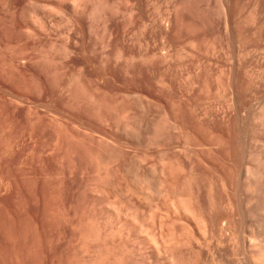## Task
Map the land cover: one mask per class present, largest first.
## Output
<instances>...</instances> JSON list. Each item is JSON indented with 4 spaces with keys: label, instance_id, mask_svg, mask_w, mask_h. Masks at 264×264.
<instances>
[{
    "label": "rangeland",
    "instance_id": "rangeland-1",
    "mask_svg": "<svg viewBox=\"0 0 264 264\" xmlns=\"http://www.w3.org/2000/svg\"><path fill=\"white\" fill-rule=\"evenodd\" d=\"M39 1L43 3V0ZM111 1L113 3L118 2L117 4L119 5L122 4L121 8H125L122 11H124V15L126 13V18L124 15L118 19L116 18L111 27V29L114 30V32L112 31L114 35L112 34V37L110 39L107 38L106 40V45L110 44L112 46L110 49L111 46L107 45L109 47H107V49H110L109 51L112 55L110 66V62L108 65H105V62L101 59L100 48L102 46L100 41L96 44L100 43L99 45L101 47L89 43L86 36L81 32L82 35L77 32L71 39H64L66 38L64 33L66 25L64 26L63 22V27L61 26L62 23L58 24V22L60 23V21L56 19L58 13L54 11L59 8L53 10V15L52 10H50L51 13H49L50 17L48 20L50 21L51 19L50 25H52V30L49 35V30H44V32L43 30H38L40 29L36 28L38 26L31 25L26 19H24V13L27 9V0H0V264H94L95 260H92L91 256L94 253H91V251H93L95 247L102 248L104 249L103 251H105L106 246H104L103 243L98 244L96 242H90L89 238H85V236L87 237L92 229L94 230L95 228L96 230L98 227L100 228V226L104 227V229L107 227L108 229L113 227L117 221L109 218L105 210L107 205H111V202H116L118 204L121 201H124L123 204H125L128 198L130 199L134 197L131 193L127 194L125 191L126 189L124 190V187H127L128 183L133 188L141 187L139 186L140 184L137 185L136 181H138L137 179H139V177L136 179V172H133V170L131 172L127 169V174H125L123 173L125 172V169L124 171L121 170L123 169V166L121 167L120 165H123V163L134 165L137 161H140L137 163L141 164L143 168L145 167L144 169L148 175V178H146L149 179L148 184H146L147 182H144L146 185H143V188L145 187L144 189L146 191L149 188L150 192L149 190L147 192L154 194L153 191L155 192L156 188L154 182L156 181V178H158V175H155V171L153 172L154 176L149 172L155 170L157 165H159V153L170 152L169 149H172L174 138L170 141L172 137L170 138L169 133H167V137L165 130L163 131L165 136L163 138V134L161 133L162 136L159 138H163V140L159 139L158 142L160 145L157 143V146L153 141L155 137H152L155 136V132L158 130V127H160L159 125L167 126V122L169 124L170 119V121H174V123L176 122L180 129L182 128L184 131H187L188 129V133L190 130V134L192 133V140H195V142L191 140L193 143L204 144L205 147L207 146L204 156L202 153V156L200 155L198 157L201 161H206L201 162L199 161L200 159H196L197 162L195 164L197 165L195 166L198 168L196 169L199 172H202H200L202 177H205L203 179L206 182V186L212 179L215 180L213 181L214 183L218 182V185H216L220 190L217 189L218 191L216 190L215 192V194L218 192L215 195L217 196L215 197L217 198L215 201L218 200L219 202L217 203L219 204L214 206V208H217L213 212L215 216L219 217L226 215V210L222 204L225 202L224 200H226V192H223L226 187L224 186L223 188L222 184L227 181L224 185L227 184V189L228 187L230 189L235 180L234 175L236 176L238 169L236 167L239 166L238 161L240 160V147L245 136H243V134H246L247 132L246 121L245 119L243 120L244 111H253V102L258 99L259 96L264 97V51L262 54V50H264V0H222L223 3L225 2L223 5L227 8L226 12L230 13H228V18L230 19L229 31L227 30L228 35L224 25L223 14V17L221 16L223 19L220 15L218 16L220 12H215L213 14L215 16L214 19L211 18L212 16H209L208 19L198 21L199 17L195 15L192 16L193 13L191 11L189 12V10L187 11L188 13L182 9L181 11L178 9L177 11L173 7L174 4L172 5L174 0L173 2L170 0L172 2H170V4L167 3L169 0H167V2L165 0H157L158 2L152 0L150 3H147L145 0L141 1L139 6L140 9H138V24L139 30L141 31L139 32V39L143 38L142 40H139L143 44H141V55H143V57L141 56L142 58L139 61L137 71L130 61L129 64L131 65L125 64L128 63L127 60H124V62L122 61L124 64H115L114 62V57L118 54L117 52H122V50H124V52L126 51L125 56L128 57L133 51V45H130L131 42L129 40V37L133 32L132 29L134 28V25L131 24L133 20L130 22L133 16L131 17L132 14L129 15L133 8V5L131 4L132 2L129 0ZM167 5L169 7L171 5V9ZM173 8L175 12L173 11ZM178 12L181 13L179 14ZM149 13L152 14L150 15ZM164 17L167 18L163 20ZM194 17L195 19H193ZM176 18H178L179 21L176 20ZM251 18L253 19L251 20ZM122 19L124 20L122 21ZM154 19L156 20L154 21ZM217 19L220 20L218 21ZM247 19L248 21H246ZM221 20H223V22ZM240 20L241 22H239ZM170 21L172 22L170 23ZM157 23L159 24L157 25ZM129 25L133 27H130ZM124 26L126 29L128 28V32ZM144 26L147 28L145 29ZM29 29H31V32L32 30L36 32L33 35L30 34L34 39L30 38L31 36L28 32ZM123 30L125 31L123 32ZM194 34L196 36H193ZM191 40L194 41V46H191ZM197 41H199V43ZM215 41H217V44ZM238 41L241 42L238 44ZM66 44L69 45L70 50L68 52H62L66 50L65 48L63 49V47H68ZM212 45L214 47H212ZM198 46L199 48L196 49ZM209 47H212L211 50ZM184 49L187 53L189 50H192L189 51V54L193 53V55H191L193 57H188L189 54L187 55V53H184ZM217 51L218 53H216ZM202 52L204 53L203 56ZM70 53H72V55ZM214 53L216 54L213 56ZM56 54L57 57L55 59ZM179 54H181V56H179ZM65 55L67 56L68 61L66 60ZM43 56L46 58H43ZM47 56H50V59H48ZM186 56L188 61L186 60ZM195 56L196 58H194ZM173 57L174 60L172 61ZM182 57L185 58V60ZM231 57H233V59ZM245 58H247L246 61H244ZM43 59L47 61L45 62ZM154 60L155 62L153 64ZM60 61L63 63L62 65H58L61 63ZM183 61L187 62L182 64L184 63ZM189 61L191 62L189 63ZM174 62L175 64H173ZM211 63H213V65ZM25 64L26 66H24ZM105 66L108 67L105 68ZM200 66H202V68L205 67V69H201L203 73L200 71ZM217 66L219 67L217 68ZM59 68L61 69L59 70ZM82 68L84 69V72ZM133 68L134 70H132ZM64 69H67L68 71L65 70L64 72ZM226 69H228V72ZM257 69L259 71H257ZM187 71H190V73ZM198 71H200V74ZM261 71L263 75L261 74ZM177 73L178 75H176ZM204 73H206V75ZM223 73H225V75ZM197 75H199V78ZM190 76L191 78L195 77L193 78L194 82L197 81V85L199 84L198 86H200H195V92H190V95L192 94V96H190L188 92V81H190ZM75 77L83 79L80 82L79 79L77 81V78L75 79ZM72 78L80 84L73 80L72 82L75 84L77 83L78 86H76L77 84L75 85L71 83L74 87L69 85L71 86L69 89L66 87V84H69ZM86 78H88V80ZM216 78H218V80H216ZM259 79H263V81H260ZM219 80H223V82H220ZM83 81L85 82L83 83ZM229 82L231 83V86ZM81 83L84 84L83 87L81 86ZM185 83H187V85H185ZM219 83L220 86H218ZM86 84L89 88H87ZM99 87L101 88L98 91ZM210 87L212 88L211 91L209 90ZM257 87L260 88L258 89ZM82 88H84V90H82ZM226 88L232 89L234 94L237 95V102L239 105V108H237L240 111L237 112L236 118L234 112H229L224 116L225 119L221 113L216 116H213L211 113L210 115L199 119L197 116L198 110L195 112L194 109H192L196 105V101H199L200 99H211L209 103L210 105H208L211 107L213 104L212 108L214 109V107H216L215 104L220 102L219 94L220 96L223 95V93L227 91ZM85 89L89 91L87 92ZM220 91L222 94L216 93ZM136 93L140 96L139 98L142 97L139 101L143 100L142 102L146 103L143 104L145 107L150 105L148 106V108L150 107L148 109L149 112L147 109L146 112L144 111L146 115H144V112L140 110V108H135L138 109V111L134 108V110L132 109L129 111H126L125 108L122 110L124 102L131 100V97H129L130 94ZM207 93H211V95ZM259 93L260 95H258ZM92 95H94L93 97H96L95 100L92 98ZM216 95L218 99L216 98ZM214 98L215 100H218V102H213ZM250 98L252 99L250 100ZM91 99L94 100V103L91 102L92 104L90 103ZM133 100L134 99L132 98L131 102H128L129 104H126L125 102L126 107H128ZM98 102H101L102 104L99 105ZM95 104L96 106H94ZM89 105L91 106L89 107ZM97 105L99 106L97 107ZM110 106L117 111L110 110ZM107 107H109L108 110L110 112L106 109ZM173 108L176 109L174 110ZM141 111L143 113H141ZM117 112L120 113L118 114ZM164 116L165 120L163 119ZM152 117L155 118L153 119ZM143 118L144 120L142 122L145 125L146 123L148 125L149 122L148 126H154L149 135L150 137L151 134L154 133L152 134L153 136L150 137V141H153H149L151 145L149 143V145L146 144L147 141L144 142L135 138V135V137H133L135 140H132V135H130L132 139L130 137L126 139V136L129 135L122 133L124 132L122 126L123 124L125 125L127 121H132L133 123L134 121L140 120V123H142L141 119ZM143 123L141 126H144ZM127 124L131 125V123L128 122ZM136 124L137 123L134 125ZM120 134H123L124 136ZM165 137H167V139L169 138V140L165 139ZM101 138L104 140L101 141ZM113 141L115 143H113ZM140 141L143 144L140 143ZM167 141H169L170 143H168L171 145H169ZM108 142L116 144L119 148L116 145L115 147L119 152L120 150L122 151L123 148L125 152H121L125 154L122 157L123 159L120 158L122 155L118 157V160H113V158L112 161H110L108 159L107 156L109 153H107V151L112 152L110 150L115 148L112 143ZM109 144L111 146L110 148ZM210 146L212 150L208 148ZM107 147L109 149H107ZM163 149L164 152H162ZM210 150L211 152H209ZM114 151L116 150L114 149ZM166 160L167 159H165V161ZM107 161H109V163ZM115 162L116 164L114 165ZM127 162L133 163L129 164ZM99 170H101V172H99ZM130 172L135 173L134 175L132 174L133 177ZM208 177H210V180ZM146 178L145 180H147ZM134 179H136V183L134 182ZM129 180H131V183ZM141 180L139 179V181ZM134 184H136V186ZM147 185H150V187ZM99 186L103 189L101 190ZM96 187L99 188L97 189ZM129 195L131 196L129 197ZM125 197L127 199H125ZM108 198H110V200ZM132 203L134 205V202ZM132 203L125 204L126 207L129 206V209H125V214L127 215L128 213V219L131 217L132 220H129L132 224L130 221L126 222L123 225L125 230L122 226V235H124V237L126 236L125 239L129 237L128 239L130 241H127L128 250L130 252L127 251L125 253V259H122V263L148 264L147 260H145L147 257H144L145 255H148L147 249L145 248L144 243L142 244V241L140 242V239L137 238V229L135 228L140 227L141 224L145 225V228L146 226L147 228L149 227L148 224L152 221L150 217L152 206L148 207L147 204H145L146 206L136 204L134 207ZM130 205H132L131 208ZM138 209L140 210L139 213ZM138 216L140 217L138 218ZM136 218L138 219V222L136 221ZM133 219H135V223L132 222ZM139 222L141 224H139ZM133 224H136V227ZM83 236L87 241H85ZM85 242L87 243L85 244ZM93 243L95 245L97 244V246H94ZM87 245H89V248ZM84 246L85 248H88V250H86ZM143 250H146V253ZM114 252L115 251H113V253ZM116 253L117 252H115V256ZM110 255H108V257H111V259L108 257L106 258L107 260L103 259L105 262L103 260H97L98 263L95 264H110L111 260L115 262L114 255ZM90 261L93 262L91 263Z\"/></svg>",
    "mask_w": 264,
    "mask_h": 264
},
{
    "label": "bare ground",
    "instance_id": "bare-ground-1",
    "mask_svg": "<svg viewBox=\"0 0 264 264\" xmlns=\"http://www.w3.org/2000/svg\"><path fill=\"white\" fill-rule=\"evenodd\" d=\"M131 1L130 3L133 5V8L131 9V13L129 15H131V17L133 16V18L131 19L130 22H133L131 24L134 25V28L132 29L133 32L131 34V36L129 37L130 40V45H133V51L130 55H128V57L125 56V52L124 50H122V52H117L118 54L115 55L114 57V62L115 64H121L124 62V60H127L128 63H125L127 65H131L129 64V61L132 62V65L135 66L136 71L138 70V64L139 61L141 60V58L143 57V55H141V42L139 40H142L143 38L139 39V32H141L139 30V24H138V18H139V6L141 1L143 0H129ZM147 3L152 2V0H145ZM154 1V0H153ZM157 1V0H156ZM167 2V0H165ZM173 2V0H171ZM169 0V2H167L168 4H170L171 2ZM158 2V1H157ZM171 2V3H172ZM118 2H112L111 0H43V3L40 2L39 0H27V9L24 13V19H26V21L28 23H30L31 25L34 26H38L36 28H40L38 30H49V35H50V31L52 30V25L51 24V19L50 21L48 20L50 15L49 13L50 10H52V15L54 14L53 12L56 11L58 13L57 16V20L60 21V23L58 22V24H61L62 22L64 23L65 26V35L66 38L64 39H71L77 32H81L84 36H86V38L88 39L89 43L92 44H96L98 41L101 42V46L99 45L101 48V59L103 62H105L104 64L108 65V63L112 60V55L111 52L109 51L112 46L110 44V49H107V45H106V40L107 38L110 39L112 37V34L114 32V30L111 29L112 25L114 24L116 18H120L123 14L124 9L121 8V5L117 4ZM154 3V2H153ZM225 3V2H224ZM222 2V0H174V3H172V5L174 4V8L178 11V9L181 11L185 10V12H187L189 10V12L191 11L192 16H197L199 17V20H205L208 19L209 16H212L211 18L214 19V13L215 12H222L221 14L219 13L218 16L220 15V17L223 14V18H224V25H225V29H226V33L227 30L229 28V18H228V13L226 12L227 8L223 5L224 4ZM231 3V2H230ZM250 3V2H249ZM126 4V3H125ZM26 5V4H25ZM129 5V4H128ZM127 5V6H128ZM154 5L156 6V4L154 3ZM231 5V4H230ZM126 6V7H127ZM168 6V5H167ZM151 7V6H150ZM154 7V6H153ZM157 7V6H156ZM169 7V6H168ZM231 7V6H230ZM57 10H54V9ZM129 8V7H127ZM149 8V7H148ZM171 9V5L169 7ZM173 8V11H174ZM257 8V7H255ZM155 9V7H154ZM169 9V10H170ZM54 10V11H53ZM230 10V8H229ZM128 11V10H127ZM150 11V10H149ZM155 11V10H154ZM176 11V12H177ZM252 11V10H251ZM170 12V11H169ZM167 12V13H169ZM175 12V11H174ZM256 12V11H255ZM254 12V13H255ZM155 13V12H154ZM166 13V14H167ZM179 13V12H178ZM181 13V12H180ZM179 13V14H180ZM188 13V12H187ZM253 13V12H252ZM258 13V11H257ZM150 14V13H149ZM152 14V13H151ZM150 14V15H151ZM171 14V13H170ZM169 14V15H170ZM178 14V15H179ZM230 14V13H229ZM241 14V13H240ZM251 14V12H250ZM57 15V14H55ZM172 15V14H171ZM177 15V16H178ZM217 15V14H216ZM126 16V13L124 15V17ZM167 16V15H166ZM176 16V17H177ZM181 16V15H180ZM241 16V15H240ZM250 16V15H249ZM253 16V15H252ZM251 16V17H252ZM52 17V16H51ZM130 17V16H129ZM154 17V16H153ZM152 17V19H153ZM162 17V16H161ZM179 17V16H178ZM219 17V18H220ZM221 17V18H222ZM254 17V16H253ZM259 17V16H258ZM126 18V17H125ZM128 18V17H127ZM167 18V17H166ZM165 17L163 18L166 19ZM183 18V16H182ZM222 18V19H223ZM248 18V17H247ZM195 19V17L193 18ZM239 19V18H238ZM253 18H251L252 20ZM255 19V18H254ZM257 19V18H256ZM56 20V22H57ZM121 20V19H120ZM124 19H122L123 21ZM129 20V19H128ZM151 20V18H150ZM156 19H154L155 21ZM168 20V19H167ZM176 20H178V18H176ZM181 20V19H180ZM185 20V19H183ZM216 20V19H215ZM218 20V19H217ZM220 20V19H219ZM218 20V21H219ZM161 21V20H160ZM179 21V20H178ZM207 21V20H206ZM217 21V22H218ZM223 22V20H221ZM236 21V20H235ZM248 21V19L246 20ZM50 22V23H49ZM119 22V20H118ZM125 22V21H124ZM169 22V21H168ZM172 21H170L171 23ZM197 22V21H196ZM195 22V24H196ZM241 22V20L239 21ZM238 22V23H239ZM63 23L61 24V26L63 25ZM154 23V22H153ZM184 23V22H183ZM205 23V22H203ZM216 23V22H215ZM253 23V21H252ZM258 23V22H257ZM53 24V23H52ZM128 24V23H126ZM125 24V25H126ZM146 24V23H145ZM150 24V23H149ZM148 24V25H149ZM156 24V23H154ZM159 23H157L158 25ZM163 24V22H162ZM208 24V23H207ZM164 25V24H163ZM172 25V24H171ZM201 25V24H200ZM242 25V24H241ZM251 25V24H250ZM256 25V24H255ZM60 26V25H59ZM130 26V25H129ZM206 26V25H205ZM239 26V25H238ZM263 26V25H262ZM56 27V26H54ZM63 27V26H62ZM61 27V29H62ZM127 27V26H126ZM133 27V26H130ZM154 27V26H153ZM172 27V26H171ZM183 27V26H182ZM200 27V26H199ZM249 27V26H248ZM247 27V28H248ZM125 28V26H124ZM145 28V26H144ZM147 28V27H146ZM145 28V29H146ZM157 28V27H156ZM168 28V27H167ZM207 28V27H206ZM213 28V27H212ZM57 29V28H56ZM60 29V30H61ZM126 29V28H125ZM130 29V28H129ZM150 29V28H149ZM152 29V28H151ZM154 29V28H153ZM197 29V28H196ZM200 29V28H199ZM30 30V31H29ZM29 35H33L34 30L29 29ZM128 30V28L126 29V31ZM143 30V29H142ZM168 30V29H167ZM170 30V29H169ZM201 30V29H200ZM203 30V29H202ZM205 30V29H204ZM215 30V29H214ZM213 30V31H214ZM62 31V30H61ZM113 31V32H112ZM125 30H123L124 32ZM129 31V30H128ZM127 31V32H128ZM131 31V30H130ZM144 31V30H143ZM146 31V30H145ZM162 31V30H161ZM198 31V30H197ZM229 31V30H228ZM60 32V31H59ZM155 32V31H154ZM178 32V31H177ZM192 32V31H191ZM63 33V32H62ZM80 33V35H82ZM126 33V32H125ZM168 33V32H167ZM196 33V32H194ZM200 33V31H199ZM199 33L197 32V34L199 35ZM262 33V32H261ZM42 34V33H41ZM130 34V33H129ZM128 34V35H129ZM141 34V33H140ZM143 34V33H142ZM152 34V32H151ZM166 34V33H165ZM206 34V33H205ZM30 35V36H31ZM36 35V34H35ZM52 35V34H51ZM57 35V34H56ZM64 35V34H63ZM114 35V34H113ZM144 35V34H143ZM157 35V34H156ZM163 35V34H162ZM221 35V33H220ZM228 35V33H227ZM230 35V34H229ZM262 35V34H261ZM27 36V35H26ZM55 36V35H54ZM141 36V35H140ZM168 36V35H167ZM193 36H196L195 34ZM29 37V36H28ZM36 37V36H35ZM50 37V36H49ZM63 37V36H61ZM78 37V36H77ZM82 37V36H81ZM80 37V38H81ZM146 37V36H145ZM262 37V36H261ZM32 38V36L30 37ZM29 38V39H30ZM39 38V37H37ZM59 38V37H58ZM114 38V36H113ZM126 38V36H125ZM124 38V39H125ZM152 38V37H151ZM28 39V38H27ZM34 39V38H32ZM247 39V38H246ZM112 40V39H111ZM194 40V39H193ZM193 40L190 41L191 46H194L195 44H193ZM206 40V39H204ZM224 40V39H223ZM234 40V39H233ZM67 41V40H66ZM110 41V40H109ZM108 41V43H109ZM113 41V40H112ZM111 41V42H112ZM128 41V40H127ZM156 41V40H154ZM247 42H249L248 40H246ZM259 41V40H258ZM78 42V41H77ZM110 42V43H111ZM125 42V41H124ZM196 42V41H195ZM199 43V41H197ZM217 44V41H215ZM214 42V43H215ZM222 42V41H221ZM224 42V41H223ZM241 41H238V44ZM244 42V41H242ZM70 43V42H69ZM149 43V42H148ZM260 43V42H259ZM78 44V43H77ZM150 44V43H149ZM164 44V43H163ZM189 44V46H190ZM213 44V43H212ZM243 44V43H241ZM64 45V44H63ZM126 45V43H125ZM143 45V44H142ZM197 45V44H196ZM207 45V44H206ZM205 45V47H206ZM66 47H63V49L65 48L66 50L62 51H69V45L66 44ZM98 46V47H99ZM157 46V45H156ZM222 46V45H221ZM239 46V45H238ZM96 47V48H98ZM150 47V46H149ZM172 47V46H171ZM186 47V46H184ZM212 47H214L212 45ZM211 47V48H212ZM216 47V45H215ZM219 47V46H218ZM78 48V47H77ZM109 48V47H108ZM195 48V47H194ZM193 48V49H194ZM199 48L196 47V49ZM201 48V47H200ZM210 48V47H209ZM210 48V50H211ZM223 48V47H222ZM122 49V48H121ZM166 49V48H165ZM192 49V47H191ZM240 49V48H239ZM245 49V48H244ZM185 50V49H184ZM183 50V51H184ZM195 50V49H194ZM201 50V49H199ZM217 50V49H215ZM214 50V51H215ZM225 50V48H224ZM241 50V49H240ZM75 51V50H74ZM147 51V50H146ZM169 51V50H168ZM167 51V52H168ZM180 51V50H179ZM192 51V50H189ZM187 53V55L189 54ZM197 51V50H195ZM209 51V49H208ZM243 51V49H242ZM245 51V50H244ZM259 51V50H258ZM261 51V50H260ZM262 50V54H263ZM66 52V53H67ZM71 52V51H70ZM124 52V53H123ZM145 52V51H144ZM198 52V51H197ZM232 52V51H229ZM251 52V51H250ZM50 53V52H49ZM53 53V52H52ZM60 53V52H59ZM86 53V52H85ZM94 53V52H93ZM146 53V52H145ZM179 53V52H178ZM201 53V51H200ZM208 53V52H207ZM211 53V52H210ZM209 53V54H210ZM218 53V51L216 52ZM214 53L213 56L216 54ZM228 53V52H227ZM255 53V52H254ZM253 53V54H254ZM257 53V52H256ZM69 54V53H68ZM67 54V55H68ZM72 55V53H70ZM92 54V53H91ZM155 54V53H154ZM164 54V53H163ZM203 52H202V56H203ZM64 55V54H63ZM75 55V54H73ZM81 55V54H80ZM85 55V54H84ZM147 55V53H146ZM156 55V54H155ZM165 55V54H164ZM169 55V54H167ZM173 55V54H172ZM177 55V54H176ZM192 54H189L188 57H190ZM260 55V54H259ZM60 56V55H59ZM66 56V55H65ZM64 56V57H65ZM70 56V55H69ZM142 56V57H141ZM159 56V55H158ZM170 56V55H169ZM179 56H181V54H179ZM199 56V55H198ZM208 56V55H207ZM222 56V55H221ZM227 56V55H226ZM249 56V53H248ZM50 57V56H49ZM48 56L47 58L50 59ZM57 57V54L55 56V59ZM63 57V56H62ZM154 57V56H153ZM163 57V56H161ZM193 57V56H191ZM206 57V56H205ZM210 57V56H209ZM208 57V58H209ZM230 57V55H229ZM247 57V56H246ZM257 57V56H256ZM261 57V56H260ZM43 58H46L43 56ZM61 58V57H60ZM155 58V57H154ZM153 58V59H154ZM157 58V56H156ZM160 58V57H159ZM166 58V57H165ZM181 58V57H180ZM183 58V57H182ZM196 58V56L194 57ZM218 58V57H217ZM233 59V57H231ZM240 58V57H239ZM255 58V57H254ZM264 58V57H263ZM42 59V58H41ZM100 59V58H99ZM158 59V58H157ZM185 60V58H183ZM192 59V58H191ZM247 58H245L244 61H246ZM251 59V58H250ZM261 59V58H260ZM44 60V59H43ZM54 60V59H53ZM52 60V62H53ZM66 60H67V56H66ZM149 60V59H148ZM152 60V59H151ZM156 60V59H155ZM155 60L153 61V64L155 62ZM174 60V57L172 59V61ZM186 60H187V56H186ZM190 60V58H189ZM198 60V59H197ZM215 60V57H214ZM219 60V59H218ZM238 60V59H237ZM241 60V59H240ZM239 60V61H240ZM243 60V59H242ZM45 61V60H44ZM47 61V60H46ZM45 61V62H46ZM55 61V60H54ZM68 61V60H67ZM101 61V63H102ZM123 61V62H122ZM150 61V60H149ZM157 61V60H156ZM169 61V59H168ZM188 61V60H187ZM185 61V62H187ZM192 61V60H191ZM189 61V63L191 62ZM200 61V60H199ZM212 61V60H211ZM233 61V60H232ZM236 61V60H235ZM259 61V60H258ZM20 62V61H19ZM26 62V61H25ZM51 62V63H52ZM61 62V61H60ZM65 62V60H64ZM145 62H146V58H145ZM182 62V61H181ZM184 62V61H183ZM182 63V64H185ZM194 62V61H192ZM226 62V61H225ZM241 62V61H240ZM240 62H238L239 64H241ZM30 63V62H29ZM49 63V62H47ZM50 63V64H51ZM57 63V62H56ZM59 63V62H58ZM144 63V62H143ZM170 63V62H169ZM201 63V62H199ZM205 63V62H204ZM254 63V62H253ZM263 63V62H262ZM20 64V63H19ZM53 64V63H52ZM62 65L63 63H59L58 65ZM114 64V65H115ZM124 64V63H123ZM145 64V63H144ZM150 64V63H149ZM152 64V63H151ZM152 64V66H153ZM175 64V62L173 63ZM178 64V63H177ZM193 64V63H192ZM191 64V65H192ZM209 64V63H208ZM213 65V63H211ZM259 64V63H258ZM54 65V64H53ZM57 65V66H58ZM109 65L111 66V62L109 63ZM147 65V63H146ZM220 65V64H219ZM243 65V64H242ZM26 66V64L24 65ZM120 66V65H119ZM133 66V67H134ZM155 66V65H154ZM189 66V65H188ZM187 66V67H188ZM199 66V65H198ZM205 66V65H204ZM223 66V65H222ZM228 66V65H227ZM237 66V65H236ZM259 66V65H258ZM76 67V66H74ZM108 66H105V68ZM117 67V66H115ZM129 67V66H128ZM150 67V66H149ZM219 66H217L218 68ZM242 67V66H241ZM20 68V65H19ZM51 68V67H49ZM53 68V66H52ZM65 68V66H64ZM68 68V67H67ZM85 68V67H84ZM130 68V67H129ZM184 68V67H183ZM198 68V67H197ZM205 69V67H203ZM202 66H200V71L202 72L201 69H203ZM231 68V67H230ZM263 68V67H262ZM57 69V68H56ZM61 68H59L60 70ZM75 69V68H74ZM83 69V68H82ZM169 69V68H168ZM211 69V68H210ZM213 69V68H212ZM253 69V68H252ZM49 70V69H48ZM53 70V69H52ZM67 69H64V72ZM128 70V68H127ZM131 70V68H130ZM134 70V68L132 69ZM180 70V69H179ZM182 70V69H181ZM197 70V69H196ZM207 70V69H206ZM228 69H226L227 71ZM240 70V68H239ZM264 70V69H263ZM68 71V70H67ZM79 71V70H78ZM107 71V70H106ZM169 71V70H167ZM200 71H198V73L200 74ZM209 71V70H208ZM231 71V70H230ZM252 71V70H251ZM257 71H259L257 69ZM84 72V69H83ZM157 72V71H156ZM178 72V71H177ZM188 72V71H187ZM196 72V71H195ZM222 72V71H221ZM224 72V71H223ZM228 72V71H227ZM247 72V71H246ZM249 72V70H248ZM63 73V72H62ZM86 73V72H85ZM190 73V71L188 72ZM197 73V74H198ZM203 73V72H202ZM236 73V71H235ZM238 73V72H237ZM264 73V72H263ZM66 74V73H65ZM82 74V72H81ZM206 75V73H204ZM211 74V73H210ZM225 75V73H223ZM248 74V73H247ZM254 74V73H253ZM262 74V71H261ZM80 75V74H79ZM85 75V74H84ZM178 75V73L176 74ZM223 75V76H224ZM255 75V74H254ZM260 75V74H259ZM263 75V74H262ZM199 75H197L198 77ZM203 76V75H202ZM232 76V75H230ZM237 76V75H236ZM250 76V75H249ZM253 76V75H252ZM66 77V76H65ZM73 77V76H72ZM83 77V75H82ZM87 77V76H86ZM222 77V76H221ZM77 77H75L76 79ZM84 78V77H83ZM79 79L77 78L76 80L81 82V80L83 79ZM176 78V77H175ZM191 78V76H190ZM188 81V92L190 95V92L195 90V86L197 85V81L194 82L195 77L191 78ZM199 78V77H198ZM210 78V76H209ZM223 78V77H222ZM221 78V79H222ZM225 78V76H224ZM223 78V79H224ZM236 78V77H235ZM248 78V77H247ZM71 79V78H70ZM69 79V80H70ZM74 78H72V80H70L69 84H66V87H68L69 89L71 88V86H73L71 83H73L72 81L75 80ZM88 80V78H86ZM208 79V78H207ZM206 79V80H207ZM60 80V79H59ZM63 80V79H62ZM74 82H77V81ZM216 80H218V78H216ZM231 80V79H229ZM235 80V79H234ZM237 80V79H236ZM250 80V79H248ZM260 81H263V79H259ZM211 81V80H210ZM214 81V80H213ZM220 81V80H219ZM223 82V80H221ZM220 81V82H221ZM257 81V80H256ZM85 81H83L84 83ZM92 82V81H91ZM200 82V81H199ZM237 82V81H236ZM64 83V82H63ZM68 83V82H67ZM79 83V82H77ZM76 83V84H77ZM83 83H81L82 87H83ZM96 83V82H95ZM165 83V82H164ZM172 83V82H171ZM184 83V82H183ZM196 83V84H195ZM206 83V82H205ZM218 83V82H217ZM230 83V82H229ZM238 83V82H237ZM261 83V82H260ZM62 84V83H61ZM75 84V83H73ZM75 84V85H76ZM80 84V83H79ZM207 84V83H206ZM209 84V82H208ZM226 84V83H225ZM224 84V85H225ZM236 84V83H234ZM60 85V83H59ZM64 85V84H63ZM71 85V86H69ZM87 85V84H86ZM172 85V84H171ZM185 85H187V83H185ZM255 85V84H254ZM78 86V84L76 85ZM180 86V85H179ZM208 86V85H207ZM206 86V87H207ZM218 86H220V83L218 84ZM222 86V85H221ZM231 86V83H230ZM237 86V85H236ZM74 87V86H73ZM72 87V89H73ZM80 87V86H79ZM170 87V86H169ZM187 87V86H186ZM200 87V86H198ZM64 88V87H63ZM78 88V87H77ZM87 88L88 85H87ZM101 87L98 88V91ZM173 88V87H171ZM209 88V87H207ZM206 88V89H207ZM220 88V87H218ZM223 88V87H222ZM230 88V87H229ZM227 89V91H225L223 93V95L220 96L219 93L222 94V90L220 92H216L219 94V100L220 102H218V100H213L218 102V104L214 107V109L212 108L213 106V102L211 103V107L209 106L210 104V100L207 101L206 99H200L199 101H196V105L194 106V111L196 112L198 110V117L199 119L204 118L207 115H210L211 113L213 114V116H216L217 114H220L223 116H226L227 113H231L234 112L235 118L237 116V112L240 111L238 110V102H237V95L234 94V91H232V89ZM258 88V87H257ZM260 88V87H259ZM258 88V89H259ZM67 89V88H66ZM211 87H210V91H211ZM80 90V89H79ZM82 90H84V88H82ZM86 90V89H85ZM172 90V89H171ZM170 90V91H171ZM208 90V91H209ZM251 90V89H250ZM66 91V90H65ZM70 91V90H69ZM72 91V90H71ZM77 91V90H76ZM87 91V90H86ZM85 91V92H86ZM89 91V90H88ZM87 91V92H88ZM97 91V89H96ZM104 91V90H103ZM187 91V90H186ZM198 91V90H197ZM207 91V90H206ZM254 91V90H253ZM83 92V93H85ZM91 92V91H90ZM89 92V93H90ZM195 92V91H194ZM204 92V91H203ZM202 92V93H203ZM239 92V91H238ZM249 92V91H248ZM70 93V92H69ZM76 93V92H75ZM80 93V92H79ZM212 93V92H211ZM211 93H207L209 95H211ZM215 93V94H216ZM253 93V92H251ZM94 94V93H93ZM100 94V93H99ZM188 94V93H187ZM249 94V93H248ZM256 94V93H255ZM254 94V96H255ZM128 95V94H127ZM260 95V93L258 94ZM89 96V95H88ZM94 95H92V98L95 100L96 97H93ZM192 96V94L190 95ZM253 96V97H254ZM91 97V96H90ZM89 97V98H90ZM123 97V96H122ZM131 97L130 99L132 100V98L134 99L132 101V103H130V105H128V107H126V104L130 101H125L124 105H123V109L125 108L126 111L132 110L133 108H140V110H142L143 112H146V109L148 110V106L146 107L143 105L144 103L142 101H139L140 96H138V94H130ZM211 97V96H210ZM247 97V96H246ZM257 97V95H256ZM87 98V97H86ZM212 98V97H211ZM217 98V95H216ZM91 99L90 103L93 102L94 100ZM125 99V98H124ZM128 99V98H127ZM145 99V98H144ZM199 99V98H198ZM197 99V100H198ZM218 99V98H217ZM252 98H250L251 100ZM187 100V99H186ZM88 101V99H87ZM145 101V100H144ZM88 103V102H87ZM97 103V102H96ZM99 105L102 104L101 102H98ZM174 103V102H173ZM191 103V102H190ZM92 104V103H91ZM109 104V103H107ZM120 104V101H119ZM123 104V103H121ZM129 104V103H128ZM146 104V103H145ZM192 104V103H191ZM209 104V105H208ZM240 104V103H239ZM97 105V107L99 106ZM152 105V104H151ZM178 105V104H177ZM181 105V104H180ZM254 105V106H253ZM253 107L254 110L253 111H244V118L246 121V125H247V132L246 134H243L244 138L240 147V160L239 162V166L236 167L237 172H236V176L233 186L229 189H227V186L224 185L226 182L223 183L222 180V185L223 188L224 186L226 187V189H224L226 192V200H224L225 202L222 203L224 205V209L226 210V215L219 217V216H215L214 212L215 209L217 207L214 208V206H217V202H219L218 200L215 201L217 198V196H215V192L218 189L217 185L218 182L214 183L213 181L215 180H211L209 181V184L206 186V182L204 181L202 177V172L200 173L197 169V167L195 164L197 161L196 159H198V157L203 153L204 156V152L206 150V147L204 146V144H196L193 143L195 142V140H192L191 134H190V130L189 133L187 131H184L182 128V130L179 128V126L176 124V122L174 123V121H170L169 120V124L167 122V126H161L159 124L160 127H158V130L155 132V136H153L152 133L151 136H153L152 138H154V142L157 144L159 143V137H161V133L163 134V131L166 132V136L168 137V134L170 135V141H172L173 139V145H172V149H168L170 150V152L165 153L164 149L162 152L164 153H159V165H157V168L155 170H153V172L155 173V175H158L156 178V181L154 182L156 188H155V192L153 191L154 194L152 193H148L144 188L143 185L145 186L146 184H148V180L147 179L148 175L146 170L142 167L141 164H138L136 162V164H132V165H128V164H124L120 165L121 167L123 166V170L125 169V174H127V169H129L128 171L133 170V172L135 173H131V175L135 174L136 179L137 177H139V179L143 180V184H142V180L139 181V179H137V185L140 184L139 188L136 187H132L128 182L127 187H124V190L127 192V194L131 193V195H133L134 197L132 198H128L127 202L125 203L126 205L129 203L131 204L132 202H134V205L132 203V205L135 207V205H145L147 204L148 207H151V212H150V217L152 219H150V225L148 224V228L145 225L141 224L139 222V224H141V226L139 224H137L140 227H137L135 229H137V233L136 236L138 239H140V242L142 241V244L144 243L145 248L147 249L148 255L144 256L147 257L145 260H147L148 264H264V97L263 96H259L258 99H256L253 102ZM88 106V105H87ZM91 105H89L90 107ZM96 106V104L94 105ZM108 106V105H107ZM118 106V105H117ZM122 106V105H121ZM176 106V105H175ZM179 106V105H178ZM111 107V106H110ZM116 107V106H115ZM119 107V106H118ZM152 107V106H151ZM182 107V106H181ZM238 107V108H237ZM96 108V107H95ZM109 107H107L106 109L108 110ZM117 108V107H116ZM177 108V107H176ZM175 108V109H176ZM119 109V108H118ZM133 109V110H134ZM154 109V108H153ZM174 109V108H173ZM174 109V110H175ZM180 109V108H179ZM244 109V108H243ZM110 110H115V112L117 111L116 109H114L113 107H111ZM138 111V109H135ZM109 111V110H108ZM141 111V113H143ZM242 111V109H241ZM110 112V111H109ZM140 112V111H139ZM144 112V115H146ZM149 112V110H148ZM151 112V111H150ZM175 112V111H174ZM180 112V110H179ZM178 112V113H179ZM193 112V111H192ZM114 113V112H113ZM118 113V112H117ZM120 113V112H119ZM118 113V114H119ZM128 113V112H127ZM196 113V114H197ZM150 114V113H149ZM110 115V113H109ZM141 115V114H140ZM148 115V114H147ZM166 115V114H165ZM170 115V114H169ZM180 115V114H179ZM233 115V114H232ZM240 115V112H239ZM242 115V114H241ZM116 116V115H115ZM153 116V115H152ZM155 116V115H154ZM178 116V115H177ZM220 116V115H219ZM140 117V116H139ZM138 117V118H139ZM161 117V116H160ZM179 117V116H178ZM153 118V117H152ZM155 118V117H154ZM153 118V119H154ZM162 118V117H161ZM136 119V118H135ZM148 119V118H147ZM165 120V116L163 118ZM167 119V118H166ZM206 119V118H205ZM225 119V118H224ZM231 119V118H230ZM144 120L141 119V122ZM149 120V119H148ZM178 120V119H177ZM213 120V119H212ZM103 121V119H102ZM120 121V120H119ZM127 121V120H126ZM138 121V122H137ZM134 121L132 123V121H127L128 123H131V125L126 124L122 126L123 134H127L129 136H126V139L128 137H130V135H132V138H138L139 140L142 141H147L146 144H150V133L152 132V128L154 126H148L146 123V125L143 123L144 126H141L142 123H140V120ZM160 121V120H159ZM157 121V122H159ZM167 121V120H166ZM165 121V123H166ZM176 121V120H175ZM211 121V120H210ZM225 121V120H224ZM229 121V120H228ZM145 122V121H144ZM164 122V121H163ZM178 122V121H177ZM135 123H137L136 125H134ZM140 123V124H139ZM164 123V124H165ZM193 123V122H192ZM243 123V122H241ZM155 124V126H156ZM231 124V123H230ZM109 125V124H108ZM241 125V124H240ZM216 126V125H215ZM116 127V125H115ZM119 128V126H118ZM157 128V127H156ZM197 128V127H196ZM135 129V131H134ZM138 129V131H137ZM155 129V128H154ZM244 129V128H243ZM116 130V129H115ZM118 130V129H117ZM156 130V129H155ZM137 131V132H136ZM207 131V130H206ZM230 131V130H229ZM245 131V130H244ZM243 131V132H244ZM117 132V131H116ZM121 132V131H120ZM193 132V131H191ZM206 133V132H205ZM213 133V132H212ZM120 134V135H123ZM165 134V133H164ZM163 134V138L164 135ZM220 134V133H219ZM135 135V136H134ZM210 135V134H209ZM124 136V135H123ZM158 136V137H157ZM194 136V134H193ZM215 136V135H214ZM167 137H165V139H167ZM191 137V139H190ZM131 138V137H130ZM131 138V139H132ZM135 138H133L132 140H135ZM163 138H161L163 140ZM213 138V137H212ZM94 139V138H93ZM107 139V138H106ZM157 139V140H155ZM160 139V140H161ZM196 139V138H193ZM104 140L101 138V141ZM130 140V139H129ZM138 140V143H139ZM169 140V138L167 139ZM193 142H192V141ZM198 140V139H197ZM100 141V142H101ZM106 141V140H105ZM108 141V139H107ZM150 141V142H149ZM199 141V140H198ZM169 141H167L168 143ZM200 142V141H199ZM104 143V142H103ZM108 143H112V142H108ZM113 143H115L113 141ZM112 143V144H113ZM134 143V142H133ZM140 143H142L140 141ZM166 143V144H167ZM170 143V142H169ZM168 143V144H169ZM198 143V142H197ZM221 143V142H220ZM143 144V143H142ZM141 144V145H142ZM148 144V145H149ZM155 144V145H156ZM162 144V143H161ZM165 144V143H164ZM114 147L116 144H113ZM120 145V144H119ZM139 145V146H141ZM151 145V144H150ZM153 145V144H152ZM160 145V143H159ZM171 145V144H169ZM168 145V146H169ZM222 145V144H221ZM105 146V145H104ZM117 146V145H116ZM158 146V144H157ZM162 146V145H161ZM100 147V146H99ZM110 144H109V148H110ZM118 147V146H117ZM166 147V146H165ZM107 147V149H109ZM113 148V147H112ZM111 148V149H112ZM119 148V147H118ZM142 148V147H141ZM158 148V147H157ZM211 149V146L208 147ZM213 148V147H212ZM216 148V147H215ZM218 148V147H217ZM239 148V147H238ZM114 149L116 151H114ZM113 150H110L112 152H108V159L110 161L117 159L118 157L121 156L120 158L123 157V153L124 150L122 148V151L120 150L117 151V148L115 147ZM149 149V148H148ZM156 149V148H155ZM167 149V150H168ZM103 150V149H102ZM158 150V149H157ZM160 150V149H159ZM162 150V149H161ZM209 150V149H208ZM212 150V149H211ZM211 150L209 152H211ZM224 150V149H223ZM166 151V150H165ZM123 152V153H121ZM167 152V151H166ZM206 153V152H205ZM230 153V152H229ZM128 154V153H127ZM213 155V154H211ZM210 155V156H211ZM215 155V154H214ZM231 155V154H230ZM54 156V155H53ZM99 156V154H98ZM127 156V155H126ZM125 156V157H126ZM202 156V155H201ZM134 157V156H133ZM153 157V156H152ZM135 158V157H134ZM138 158V157H137ZM212 158V157H211ZM215 158V156H214ZM103 159V158H102ZM123 159V158H122ZM125 159V158H124ZM139 159V158H138ZM154 159V158H153ZM165 159H167L165 161ZM200 159V158H199ZM198 159V160H199ZM155 160V159H154ZM128 161V160H127ZM132 161V160H130ZM169 161V162H167ZM201 161V159L199 160ZM206 161V160H203ZM201 161V162H203ZM109 163V161H107ZM117 162V161H116ZM116 162L114 163V165L116 164ZM119 162V161H118ZM145 162V161H144ZM111 163V162H110ZM157 163V162H156ZM169 163V164H168ZM207 163V162H206ZM113 164V162H112ZM119 164V163H118ZM122 164V163H121ZM111 165V164H110ZM199 165V164H198ZM209 165V164H208ZM207 165V166H208ZM101 166V165H100ZM112 166V165H111ZM117 166V165H116ZM114 166V167H116ZM119 166V167H120ZM132 166V168H131ZM104 167V166H103ZM135 169H134V168ZM111 168V167H110ZM131 168V169H130ZM152 168V167H151ZM150 168V169H151ZM154 168V167H153ZM197 168V169H196ZM99 169V168H98ZM103 169V168H102ZM211 169V168H210ZM119 170V171H121ZM135 170V171H134ZM118 171V168H117ZM148 171V169H147ZM151 171V170H150ZM218 171V170H217ZM232 171V170H231ZM99 172H101V170H99ZM205 172V171H204ZM117 173V172H116ZM100 174V173H99ZM108 174V173H107ZM111 174V173H110ZM109 174V175H110ZM235 174V173H234ZM84 175V174H83ZM130 175V176H131ZM132 175V177H133ZM221 175V174H220ZM97 176V175H96ZM112 176V175H111ZM129 176V174H128ZM134 176V178H135ZM150 176V175H149ZM154 176V174H153ZM100 177V176H99ZM113 177V176H112ZM147 177V178H146ZM103 178V177H102ZM111 178V177H110ZM145 178L147 180H145ZM210 177H208L209 179ZM214 178V176H213ZM106 179V178H105ZM128 179V178H126ZM134 179V182L135 180ZM154 179V178H153ZM207 179V180H208ZM111 180V179H110ZM132 180V179H131ZM129 180V182L131 181ZM145 180V181H144ZM210 180V179H209ZM218 180V179H217ZM220 180V178H219ZM126 181V180H125ZM128 181V180H127ZM135 182V183H136ZM139 182V183H138ZM141 182V183H140ZM144 182H147L146 184H144ZM151 182V180H150ZM109 183V182H108ZM125 183V182H124ZM131 183V182H130ZM133 183V182H132ZM208 183V181H207ZM97 184V182H96ZM217 184V185H216ZM220 184V183H219ZM108 185V184H107ZM106 185V186H107ZM133 185V184H132ZM136 186V184H134ZM103 186V185H102ZM105 186V185H104ZM150 187V185H147ZM230 186V185H229ZM100 187V186H99ZM98 187V188H99ZM122 187V186H121ZM94 188V187H92ZM97 188V187H96ZM97 188V189H98ZM100 189L102 190L103 188L100 187ZM99 189V190H100ZM106 189V188H105ZM147 189V188H146ZM152 189V188H151ZM222 189V188H221ZM123 190V191H124ZM220 190V189H218ZM217 190V191H218ZM227 190V191H226ZM115 191V190H114ZM222 191V190H221ZM96 192V191H95ZM150 192V190H149ZM222 192V193H223ZM124 193V192H123ZM95 194V193H94ZM99 195V194H98ZM121 195V194H120ZM125 195V194H124ZM129 195V197L131 196ZM224 195V194H223ZM94 196V195H93ZM127 196V195H126ZM225 198V197H224ZM223 198V199H224ZM110 200V198H108ZM125 199H127L125 197ZM221 199V198H220ZM119 200V199H118ZM156 200V201H155ZM112 201V199H111ZM114 201V200H113ZM116 201V200H115ZM121 201V199H120ZM222 201V200H221ZM122 202V201H121ZM116 203V202H111V205H107L106 207V212L109 216L110 219H114L115 221H117L115 225H113V227L109 228L108 227L106 229H104V227L100 226V228L98 227L96 230L94 228V230L92 229L90 234L85 238H89L90 242H96L98 244L103 243L104 246H106L105 251H103L104 249H100L99 247H95L93 251H91V253L93 252L94 254L91 255L92 256V260L94 259V264L98 263L97 260H105L108 255H110L111 253L114 255L115 258V262H113L112 260L110 261L112 264H123L122 263V259H125V253L128 250V246H127V241H129V237L125 239L124 235H122L121 230H122V226L130 221L129 219H131V217L128 219V213L127 215L125 214V209L127 210V208L129 209V206L126 207L125 204L122 203ZM216 202V203H215ZM110 204V203H108ZM120 204V206H119ZM150 204V206H149ZM216 204V205H215ZM122 205V206H121ZM124 205V207H123ZM132 205H130V208L132 207ZM221 205V206H223ZM146 206V205H145ZM105 207V206H104ZM103 207V208H104ZM133 207V208H134ZM220 208V207H219ZM140 209V208H139ZM138 209V210H139ZM102 210V209H101ZM129 211V210H128ZM135 211V210H134ZM144 211V210H143ZM133 212V211H132ZM140 212V210L138 211V213ZM145 213V212H144ZM100 214V213H99ZM106 214V215H107ZM124 214V216H123ZM133 214V213H132ZM103 215V214H102ZM127 217H126V216ZM137 215V213H136ZM102 217V216H101ZM140 216H138L139 218ZM137 219V218H136ZM147 219V218H146ZM132 220V219H131ZM135 219H133V223ZM114 221V222H115ZM138 222V219L136 220ZM147 221V220H146ZM112 222V220H111ZM109 223V222H108ZM131 223V221H130ZM144 223V222H143ZM97 224V223H95ZM112 224V223H111ZM132 224V223H131ZM100 225V224H99ZM128 225V224H127ZM134 226L136 224H133ZM116 227V228H115ZM133 227V226H132ZM136 227V226H135ZM134 228V227H133ZM123 229L125 230L124 226ZM88 230L90 231V229L88 228ZM129 232V231H128ZM130 233V232H129ZM87 234V233H86ZM124 234V232H123ZM83 235V234H82ZM131 236V235H130ZM135 236V235H134ZM84 238V236H83ZM84 238V239H85ZM128 239V240H127ZM135 240V239H134ZM85 241H87V239H85ZM89 242V241H88ZM130 242V241H129ZM137 242V240H136ZM87 242H85L86 244ZM93 243L94 246H97V244L95 245ZM135 243V242H134ZM89 244V243H88ZM110 244V245H109ZM134 245V244H133ZM83 246V245H82ZM89 248V245H87ZM91 246V245H90ZM136 246V245H135ZM144 247V246H142ZM85 248V246H84ZM82 248V249H84ZM88 248H85L86 250H88ZM133 248V247H132ZM130 249V248H129ZM143 249V248H142ZM92 250V249H91ZM113 251L117 252L116 256H115V252L113 253ZM144 251V250H143ZM89 252V251H88ZM130 252V251H129ZM146 253V250L144 251ZM143 253V252H142ZM110 256H113V255ZM133 254V252H132ZM136 254V253H135ZM124 255V258H123ZM84 256V255H83ZM88 256V254H87ZM131 256V255H130ZM129 256V257H130ZM89 257V256H88ZM128 257V256H127ZM111 259V257H108ZM140 258V257H139ZM143 259V258H142ZM103 260V261H104ZM107 260V259H106ZM91 262V261H90ZM93 262V261H92ZM91 262V263H92ZM105 262V261H104ZM109 262V263H110ZM125 262V261H124ZM88 263V262H87ZM110 263V264H111ZM127 263V262H126ZM133 263V262H132ZM101 264V263H100ZM140 264V263H139ZM142 264V263H141Z\"/></svg>",
    "mask_w": 264,
    "mask_h": 264
}]
</instances>
